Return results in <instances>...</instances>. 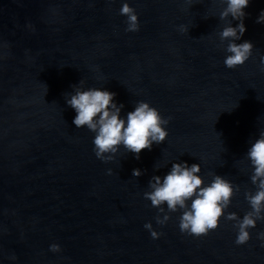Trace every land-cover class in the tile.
<instances>
[{"label": "water", "instance_id": "water-1", "mask_svg": "<svg viewBox=\"0 0 264 264\" xmlns=\"http://www.w3.org/2000/svg\"><path fill=\"white\" fill-rule=\"evenodd\" d=\"M124 2L0 0V264H264V220L237 246L235 222L188 236L179 211L159 225L163 214L144 199L173 162L196 163L205 185L216 175L233 184L226 214L250 211L246 153L264 131V25L255 22L264 0L245 9L237 43L254 48L234 69L223 64L219 0H126L135 33L125 32ZM81 80L116 93L122 115L148 102L170 118L166 140L138 160L123 148L98 160L94 134L73 125L65 103Z\"/></svg>", "mask_w": 264, "mask_h": 264}, {"label": "clouds", "instance_id": "clouds-1", "mask_svg": "<svg viewBox=\"0 0 264 264\" xmlns=\"http://www.w3.org/2000/svg\"><path fill=\"white\" fill-rule=\"evenodd\" d=\"M108 2L114 3L115 0ZM185 2L192 4V0ZM219 2L223 5L219 20L227 22L219 33L221 43L227 42L223 64L228 69H234L249 60L254 48L251 41L237 43L247 30L244 24L247 16L245 9L251 0ZM119 15L126 18L125 32L135 33L140 30L136 10L126 0L119 9ZM233 21L238 23L233 26ZM255 22L264 25V9L260 11ZM179 31L187 32L188 28L181 25ZM260 61L264 65V56H261ZM115 97L116 93L101 87L85 88L84 80H81L79 85L73 86L71 93L65 95V103L75 112L73 125L77 129L86 128L94 134L93 152L98 160L111 162L121 148L132 153L138 160L142 150L150 151L154 144L159 145L166 140L170 118H164L155 107L145 101H138L134 110L122 115L124 105L118 104ZM246 158L252 169L251 183L257 190L254 194L245 193L250 211L242 218L235 212L226 214L234 195V187L230 181L216 175L205 185L204 179L199 175L200 164L173 162L164 176L155 175L149 180V191L144 193V199L150 201L151 206L163 214L162 218H156V223L166 224L170 219L167 213L179 211L181 215L178 226L181 234L201 237L216 230L223 218L235 222V244L242 246L248 243L251 239L249 230L256 228L258 221L264 220V131L251 143ZM108 174H112L111 170ZM132 175L139 177L142 172L134 169ZM144 228L152 239H159L160 233L153 230L151 223H146ZM258 239L264 241V232L258 235ZM49 251L59 253L60 245L51 244ZM11 259L15 260L16 257L12 256Z\"/></svg>", "mask_w": 264, "mask_h": 264}]
</instances>
